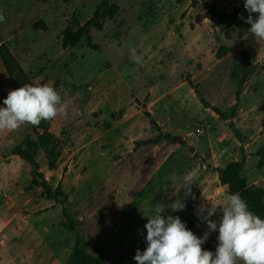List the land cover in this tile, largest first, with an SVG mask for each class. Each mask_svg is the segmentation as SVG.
<instances>
[{
	"label": "rangeland",
	"instance_id": "rangeland-1",
	"mask_svg": "<svg viewBox=\"0 0 264 264\" xmlns=\"http://www.w3.org/2000/svg\"><path fill=\"white\" fill-rule=\"evenodd\" d=\"M243 3L0 0V48L33 85L54 87L68 105L47 123L60 144L55 169L40 148L36 170L11 154L36 141L33 125L0 131V264H64L76 237L90 256L136 264L153 205L165 204V214L192 221L203 236L197 208L231 195L219 170L241 163L246 184L264 190V40L249 31ZM89 20L81 39L63 46L65 29ZM245 49L254 69L244 77ZM11 90L0 59V106ZM35 178L59 184L65 201L48 198ZM178 198L186 207L173 212ZM217 236L202 249L215 251Z\"/></svg>",
	"mask_w": 264,
	"mask_h": 264
},
{
	"label": "clouds",
	"instance_id": "clouds-1",
	"mask_svg": "<svg viewBox=\"0 0 264 264\" xmlns=\"http://www.w3.org/2000/svg\"><path fill=\"white\" fill-rule=\"evenodd\" d=\"M249 13L246 22L249 31L258 40H264V0H244ZM257 14L253 19L252 14ZM3 17L0 16V21ZM132 59L142 58L132 49ZM68 105L59 92L48 84H26L8 92L0 106V131H14L24 124L38 126L66 112ZM9 140V143H12ZM197 170L193 169L184 185V196L191 194ZM165 204L153 205L144 225L146 248L136 250V264H264V219L254 214L239 193L228 196L227 202L202 203L196 210L207 231L197 236L187 228L179 216L165 214ZM186 204L181 199L171 203L173 212L182 211ZM218 213V220L212 217ZM211 232H217L215 251L202 249Z\"/></svg>",
	"mask_w": 264,
	"mask_h": 264
},
{
	"label": "trees",
	"instance_id": "trees-1",
	"mask_svg": "<svg viewBox=\"0 0 264 264\" xmlns=\"http://www.w3.org/2000/svg\"><path fill=\"white\" fill-rule=\"evenodd\" d=\"M90 22L91 20L87 21L75 31L69 28L65 29L63 34V46L75 45L84 35L85 29L89 27ZM233 22L238 25L241 22L240 15L235 14ZM0 59L13 89H17L26 84L33 85L30 78L7 49L0 48ZM241 59L244 63L241 65L242 76L244 75L245 77L250 75L254 69V66L250 65L248 62V51H246V49L242 51ZM49 121L50 120H42L38 126H33V132L36 135L35 142L27 138L19 145L14 146L11 150V154L29 163L35 170L37 169V163L33 159V153L36 147L43 151L50 169H55L57 167L60 144L54 135L48 131L47 123ZM241 166V163L238 162L231 163L225 169L219 170L220 181L228 185L229 194L239 193L247 202L249 210L264 219V190L260 187L246 184L245 175L241 171ZM32 182L34 185L40 186L48 198L57 200L58 197H60L61 200H58L62 202L65 201L66 195L61 191L59 184L55 189H52L46 182L40 184L36 178L32 179ZM64 211L65 208H63V212ZM61 224L63 226L65 225L69 231L74 230L72 224L64 223V221H62ZM186 226L194 232L192 221L187 222ZM205 249L214 252V247L212 245H207ZM64 264H122V262L118 258H114L111 261H102L90 256L87 252L85 241L80 237H76L72 251Z\"/></svg>",
	"mask_w": 264,
	"mask_h": 264
},
{
	"label": "water",
	"instance_id": "water-1",
	"mask_svg": "<svg viewBox=\"0 0 264 264\" xmlns=\"http://www.w3.org/2000/svg\"><path fill=\"white\" fill-rule=\"evenodd\" d=\"M174 139H175V141H178V142L181 141V139L179 137H175Z\"/></svg>",
	"mask_w": 264,
	"mask_h": 264
}]
</instances>
